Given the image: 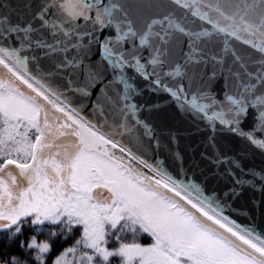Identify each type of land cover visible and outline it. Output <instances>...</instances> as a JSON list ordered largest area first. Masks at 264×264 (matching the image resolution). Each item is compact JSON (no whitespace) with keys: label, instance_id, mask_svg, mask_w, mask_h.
I'll list each match as a JSON object with an SVG mask.
<instances>
[{"label":"snow or ice","instance_id":"snow-or-ice-1","mask_svg":"<svg viewBox=\"0 0 264 264\" xmlns=\"http://www.w3.org/2000/svg\"><path fill=\"white\" fill-rule=\"evenodd\" d=\"M0 264H264V0H0Z\"/></svg>","mask_w":264,"mask_h":264}]
</instances>
